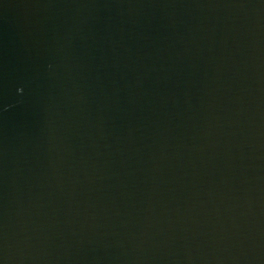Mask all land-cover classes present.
I'll return each instance as SVG.
<instances>
[{
    "label": "water",
    "instance_id": "95a60500",
    "mask_svg": "<svg viewBox=\"0 0 264 264\" xmlns=\"http://www.w3.org/2000/svg\"><path fill=\"white\" fill-rule=\"evenodd\" d=\"M0 264H264V0H0Z\"/></svg>",
    "mask_w": 264,
    "mask_h": 264
}]
</instances>
